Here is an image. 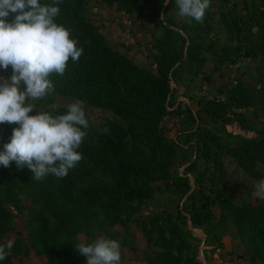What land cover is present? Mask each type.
Returning a JSON list of instances; mask_svg holds the SVG:
<instances>
[{
    "label": "trees",
    "instance_id": "trees-1",
    "mask_svg": "<svg viewBox=\"0 0 264 264\" xmlns=\"http://www.w3.org/2000/svg\"><path fill=\"white\" fill-rule=\"evenodd\" d=\"M101 1L124 14L144 12L151 22L158 21L162 33L152 45L156 52L152 56L156 71L140 69L116 51L85 18L87 0H60L57 23L70 30L83 53L77 62L71 59L67 62L63 76L50 75L55 88L50 95L79 99L85 106L110 113L115 120L109 122L108 130L103 132L89 123L87 135L78 149L82 159L63 178L48 175L36 180L27 167L17 169L14 163L8 168L0 167V243H4L10 231L11 214L6 206L23 208L19 195L24 194L56 222L53 229H47L34 211L29 210L30 247L36 255L45 258L46 264H85L86 258L74 251L72 238L78 233L101 232L120 224L122 216H132L143 201L151 199V184L170 178L177 145L168 142L163 134L162 122L167 117L184 115L194 124L192 134L200 141L201 148L197 151L203 158L218 163L216 152L222 151L246 177L254 181L264 178V171L259 168L264 166V128L258 132L256 140L234 136L231 145L222 142V137L229 135L227 128L233 124L248 131L245 117L236 112L253 106V96L244 85L236 83L222 91L223 100L205 101L197 111L191 107L183 112L173 109L171 83H175L181 68L195 67L194 75H198L204 63L200 44L189 35L187 27L166 18L168 11L177 9L175 0H168L167 5L165 0ZM261 2L264 5V0ZM207 16L206 13L201 22L190 19L192 30L207 26ZM261 41L259 51L249 57L264 55V30ZM238 52L240 48L224 47L216 70L222 65L237 63ZM65 112L50 111L52 115ZM202 125L210 126L213 133L201 130ZM0 127L5 131L0 136L2 147L9 141L13 125ZM179 182L190 202V225L207 226L209 229L204 234H211L213 204L196 200L199 193L190 192L186 175L179 177ZM135 200L138 204L133 208L129 204ZM218 207L221 212L218 224L232 219L248 261L264 264V202L235 205L224 200ZM150 224L151 228L145 231L147 245H150L147 247H158L161 252L147 256L146 264H198L194 257L184 254L183 232L170 226L166 237L158 220ZM21 252L27 256L29 249L24 247ZM2 264H12L11 254Z\"/></svg>",
    "mask_w": 264,
    "mask_h": 264
},
{
    "label": "rangeland",
    "instance_id": "rangeland-1",
    "mask_svg": "<svg viewBox=\"0 0 264 264\" xmlns=\"http://www.w3.org/2000/svg\"><path fill=\"white\" fill-rule=\"evenodd\" d=\"M85 9V18L98 28L120 55L127 56L133 50V54L129 56H132L135 65L155 73L152 56L156 52L152 45L162 33L158 21L151 22L144 12L124 14L115 6L105 5L101 0H87ZM206 13L207 26L198 30H192L191 20L180 17L178 9H172L166 14V18L178 26L187 27L189 35L196 38L200 44V55L204 60L198 75H194L195 67L191 70L182 67L175 83H171L173 109L179 108L183 112L186 107H191L197 111L205 101L223 100L222 91L240 83L251 92L254 102L250 109L236 112L245 117L249 133H258L264 128V55L249 56L259 51L262 42L264 5L261 0H211ZM224 47L240 48L237 63L222 65L216 70L218 57ZM10 75V68L0 70V82ZM72 102L74 100L52 95L31 101L38 110L47 112L66 111L68 104ZM83 107L90 125L99 132L107 131L108 123L115 120L108 112L85 105ZM162 129L168 142L177 145L175 163L170 168V178L151 184V199L143 201L138 212L132 216H122L120 224L101 232L76 234L72 238L74 251L80 255L75 249L76 242H90L99 236H106L119 241L121 264H146L147 256L161 252L158 247H147L150 245H147L145 236V231L151 228L150 222L158 220L166 237L170 226H175L183 232L186 243L184 254L194 257L198 264H251L245 254V246L236 235L232 219L228 218L222 225L218 224L221 213L218 204L224 200L235 205L248 202L263 203L264 200L253 195L254 186L258 181L246 177L234 160L222 151L216 152L218 163L203 158L201 152L197 151V148H201L200 141L192 134L194 124L184 115L165 118ZM200 129L213 133L210 126L202 125ZM227 131L229 135L223 136L222 142L229 146L239 129L229 126ZM4 132L0 127V136H3ZM189 133L191 136H188ZM259 168L264 171L263 165ZM184 175L188 178L190 192L199 193L196 200L213 204L210 209L213 216L212 233L207 236L204 232L209 227L195 228L188 221L190 202L179 187V177ZM19 199L23 208L6 206L11 214V224L10 231L3 240L4 243L13 242L10 250L12 264H46L45 258L36 255L30 247L29 210L34 211L40 223L47 229H53L56 222L38 203L26 195H19ZM137 204L135 200L129 205L134 208ZM24 247L29 249L27 256L21 252ZM172 253L175 255V251Z\"/></svg>",
    "mask_w": 264,
    "mask_h": 264
},
{
    "label": "clouds",
    "instance_id": "clouds-1",
    "mask_svg": "<svg viewBox=\"0 0 264 264\" xmlns=\"http://www.w3.org/2000/svg\"><path fill=\"white\" fill-rule=\"evenodd\" d=\"M210 3L175 0L178 15L196 22L203 20ZM59 4L60 0H0V70L11 69V75L0 82V124L13 125L9 141L0 147V167L13 163L17 169L27 167L36 180L67 176L82 159L78 149L89 128L79 99L60 115L31 103L52 94L50 75L63 76L67 62H77L83 53L70 30L57 23ZM253 195L264 200V178L255 184ZM74 245L86 258L85 264H121L116 239L99 236ZM12 247V241L0 243V264Z\"/></svg>",
    "mask_w": 264,
    "mask_h": 264
},
{
    "label": "crops",
    "instance_id": "crops-1",
    "mask_svg": "<svg viewBox=\"0 0 264 264\" xmlns=\"http://www.w3.org/2000/svg\"><path fill=\"white\" fill-rule=\"evenodd\" d=\"M133 50H131L128 54H127V58H129L130 60H132L133 61V63L135 64V61H134V59L132 58V56H129V55H131V54H133ZM231 126H236V127H238V129H239V132L238 133H236L237 135H235V136H240V137H243V138H247V139H253V140H256V139H258L259 138V133H257V132H253V133H249V131H244V130H242L237 124H233V125H231ZM228 132V131H227ZM208 249H211V248H208ZM205 264H207V263H205ZM252 264V263H251Z\"/></svg>",
    "mask_w": 264,
    "mask_h": 264
},
{
    "label": "water",
    "instance_id": "water-1",
    "mask_svg": "<svg viewBox=\"0 0 264 264\" xmlns=\"http://www.w3.org/2000/svg\"><path fill=\"white\" fill-rule=\"evenodd\" d=\"M161 19H162V17H161Z\"/></svg>",
    "mask_w": 264,
    "mask_h": 264
}]
</instances>
